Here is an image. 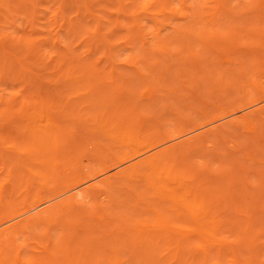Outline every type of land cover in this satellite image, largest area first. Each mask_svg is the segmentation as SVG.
<instances>
[{"label": "bare ground", "instance_id": "bare-ground-1", "mask_svg": "<svg viewBox=\"0 0 264 264\" xmlns=\"http://www.w3.org/2000/svg\"><path fill=\"white\" fill-rule=\"evenodd\" d=\"M0 264H264V0H0Z\"/></svg>", "mask_w": 264, "mask_h": 264}, {"label": "rangeland", "instance_id": "rangeland-1", "mask_svg": "<svg viewBox=\"0 0 264 264\" xmlns=\"http://www.w3.org/2000/svg\"><path fill=\"white\" fill-rule=\"evenodd\" d=\"M186 60L188 61V63H190L192 60H191V58H186ZM199 65V64H198ZM201 66V65H200ZM198 68H199V66H198ZM188 69H191V68H189L188 67ZM130 71V70H129ZM128 71V72H129ZM131 73H132V71H130ZM158 76H159V74H158ZM186 77V76H185ZM117 78V77H116ZM115 78V79H116ZM145 78V77H144ZM139 79V78H138ZM137 78H135V83H136V86L138 85H140V79L138 80ZM116 80H118V79H116ZM145 80H147V82H151V81H153V80H156V79H154L152 76H147L146 78H145ZM168 80V79H167ZM172 81L173 82H176L175 81V79L174 78H172ZM168 83V82H167ZM180 84H182V83H180ZM176 85H179L178 83L176 84ZM186 86H187V88L185 89V88H183L184 90H182L180 87H179V93H186V94H191V91H192V89H193V85L191 84V83H186L185 84ZM105 88V90H107V89H109L110 87L109 86H107V87H104ZM204 88H203V84H201V90H203ZM208 89V88H207ZM180 90H182V91H180ZM124 94V96H126L125 95V93H122V95ZM118 95H120V93L118 92ZM121 96V95H120ZM203 97H202V101L200 102H198L197 100H192L191 98L189 99V101L191 102V103H193L194 105H193V110H197V109H199V108H203V107H209L212 103H214V102H216L217 100H219V99H221L222 98V96H223V92L222 91H219V90H216L215 92H214V95L213 96H208L207 94H204V95H202ZM181 104H184V102H181ZM193 110H190V109H187V108H185V109H180V111L181 112H191V111H193ZM169 116H173V114H172V110L171 109H168L167 110V112L162 116V117H169ZM8 126H12V124L11 125H8Z\"/></svg>", "mask_w": 264, "mask_h": 264}]
</instances>
